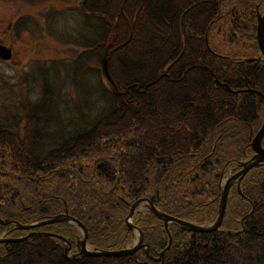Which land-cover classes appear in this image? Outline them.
I'll return each mask as SVG.
<instances>
[{"label":"trees","instance_id":"obj_1","mask_svg":"<svg viewBox=\"0 0 264 264\" xmlns=\"http://www.w3.org/2000/svg\"><path fill=\"white\" fill-rule=\"evenodd\" d=\"M224 1L77 0L92 36H82L78 59L50 60L56 74L63 68L70 87L77 86L75 98L67 91L58 102L71 101L74 122L79 101L95 93L77 80L81 60L92 56L102 65L105 54L112 83L101 67L95 86L104 106L44 152L39 125L57 115L51 83L45 80L39 100L24 110L21 134L0 120V166L13 169L0 182V218L32 224L67 213L85 226L88 247L102 250L131 246L137 228L148 252L68 259L64 242L42 232L63 236L74 252L82 238L75 224L29 230L0 224L5 237L34 232L0 243V264H264V162L241 178L240 192L236 182L230 185L216 230L165 227L145 203L132 215L135 228L126 223L130 205L141 198L174 218L212 223L224 178L253 155L251 137L264 114V58L255 37L256 5L262 12L264 0H254L247 17L237 8L244 0L227 8ZM21 22L17 31L33 23ZM215 30L228 37L224 49L212 44ZM44 71L36 61L34 75ZM84 163L91 165L86 177ZM41 183L54 184L46 192ZM115 202L124 207L120 218Z\"/></svg>","mask_w":264,"mask_h":264},{"label":"rangeland","instance_id":"obj_2","mask_svg":"<svg viewBox=\"0 0 264 264\" xmlns=\"http://www.w3.org/2000/svg\"><path fill=\"white\" fill-rule=\"evenodd\" d=\"M234 1L236 0H225L223 8L229 7ZM253 1L244 0L237 7L243 17H247L250 14ZM76 7L77 0H0V43L10 46L12 50V57L9 61L0 59V120L10 126L11 131L21 134L26 123L25 116H22L24 110L30 104L39 100L43 82L46 80L51 83L54 90L53 102L56 105L57 115L53 116L50 113L47 117L42 118L39 125L41 128L39 134L41 138L46 140L42 147L43 152L46 148L56 147L58 141H62L76 125L92 122V116L98 113L99 107L104 106L101 104L103 102L98 98L99 93L95 89L96 82L101 77V72H97L96 68L102 70V65L101 62L98 63L95 57L92 56L88 59L81 58L82 65L79 67L77 80L83 83L84 88L93 90L95 93L79 101V111L76 113L74 122H69L70 113L68 108L73 106L71 101L69 103L58 102V100L65 97L67 91L70 97L75 98L77 86L70 87L71 83L69 79L65 78V70L63 68H60L59 74H56V71L49 66L50 60L58 58L71 62L75 57L78 59V53L82 54L85 52V43H83L82 36H92L87 31L85 18L78 12ZM262 12H264V9ZM22 17L32 20L33 23L29 24L31 23L30 21L27 28L19 26L17 31L14 28L15 23L22 24L24 22H21ZM220 32L218 30L213 32L212 44L218 49H224L223 45L228 40V37L223 33L220 34ZM104 55H101V58L105 57L107 63V57ZM36 61L45 68V73L39 77L34 75ZM104 83L107 85L106 82ZM79 96V99H81L80 91ZM85 112H87V119L81 123L77 122L81 117L79 115ZM74 114L72 112V115ZM83 165L88 166L82 172L83 177H86L89 174L88 169H90L91 165L86 163ZM11 171L13 169L10 166H0V182ZM100 178L102 176H98L91 181L98 182ZM187 183L185 180L184 185ZM41 184L43 190L49 192L54 183ZM184 185L182 192H184ZM115 207L113 210L120 218L123 215L122 210L124 207L116 202ZM142 208L139 207L138 210ZM4 225L11 226V224ZM0 237H3V235L1 234Z\"/></svg>","mask_w":264,"mask_h":264},{"label":"water","instance_id":"obj_3","mask_svg":"<svg viewBox=\"0 0 264 264\" xmlns=\"http://www.w3.org/2000/svg\"><path fill=\"white\" fill-rule=\"evenodd\" d=\"M255 37H256L257 47H258L261 55L264 58V12H260L257 9V5H256V35H255ZM11 56H12L11 47L3 45L0 43V59L6 61V60H9L11 58ZM102 68H103L105 76L112 83L111 77L109 76V73L107 70V63H106L105 57H103V59H102ZM263 136H264V116H263L262 124H261L260 128L258 129V131L256 132V134L253 137L252 142H251V147L254 150L255 154L251 158L246 160L245 162L241 163L242 168H241V170H239V172L235 173L234 175L230 176L229 178H227L224 181L223 187L221 190L220 199H219L217 216L211 224L203 225V224L192 223V222H188V221H185L182 219L174 218L172 216H169L165 213L160 212L155 206L150 204L146 198H141V199L136 200L135 202H133L130 205L129 213H128L127 218H126L127 227L129 229L135 228L132 224V221H131L132 215H133L136 207L138 206V204L145 203L148 205L149 211L151 213L155 214L156 216H158L160 219L163 220L165 227H167L169 223H174V224H177L178 226H180V227H182L188 231H192V232H208V231L216 230L220 226L221 221H222L223 216H224V213H225L228 190L230 188L232 181L237 179V188H238V191L240 192L239 183H240L241 178L244 176V174L251 167L256 166L260 162H264V147L261 144V140H262ZM64 221L76 224L82 233V238L80 240H78V242H77V248H78L77 252L69 254L70 243L63 236L51 234L48 232H42V234H44V235H55L56 237L60 238L64 242V244L66 245L64 247V254L68 259L79 258V257H82L84 255L124 256V255H128V254H132L140 248H143V249H145L146 252H148V246L143 243L141 231L138 230L137 228H135V230L137 231V240L131 246H128L125 248H120V249H113V250H102V249H89L88 248V246L86 245V228H85V226L80 221L71 217L67 213L57 214V215H54L53 217H51L47 220L40 221L38 223H32V224H21L17 221H14V220L1 219L0 218V224H3V225L4 224H11L14 227H16L17 229H28V230L32 229L36 226H40V225H44V224H50V223H54V222H64ZM33 234H34V232H28V233L24 234L23 236H20L17 238L0 237V243L10 242V241L11 242L20 241V240H22V239H24L30 235H33ZM169 243H170V238H169L168 245H169ZM163 251L164 250H162L159 253L160 256L162 255Z\"/></svg>","mask_w":264,"mask_h":264},{"label":"flooded vegetation","instance_id":"obj_4","mask_svg":"<svg viewBox=\"0 0 264 264\" xmlns=\"http://www.w3.org/2000/svg\"><path fill=\"white\" fill-rule=\"evenodd\" d=\"M258 50H259V49H258ZM259 52H260V51H259ZM263 116H264V114H263ZM262 121H263V117H262ZM262 121H261V123H260L258 129L260 128V126H261V124H262ZM258 129L253 133V135H252V137H251L250 146H251L252 139H253V137L255 136V134H256V132L258 131ZM261 144H262V140H261ZM251 149H252V147H251ZM252 151H253V155H254L255 152H254L253 149H252ZM253 155H252V156H253ZM252 156H251V157H252ZM251 157H250V158H251ZM241 168H242V167H241ZM239 170H241V169H239ZM237 172H239V171H237ZM237 172H235V173H237ZM235 173H234V174H235ZM246 173H247V172H246ZM246 173H245V174H246ZM234 174H232V175H234ZM245 174H244V175H245ZM232 175H230V176H232ZM234 182H236V186H237V179L233 180L231 184H234ZM4 233H5V232H4ZM9 235H10V234H9Z\"/></svg>","mask_w":264,"mask_h":264}]
</instances>
